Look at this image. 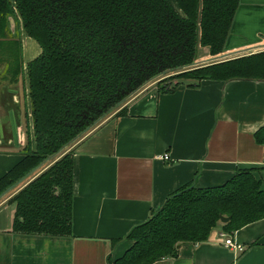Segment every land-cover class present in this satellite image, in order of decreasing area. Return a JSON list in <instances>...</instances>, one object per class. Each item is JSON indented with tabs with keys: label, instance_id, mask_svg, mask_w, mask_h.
Here are the masks:
<instances>
[{
	"label": "trees",
	"instance_id": "trees-1",
	"mask_svg": "<svg viewBox=\"0 0 264 264\" xmlns=\"http://www.w3.org/2000/svg\"><path fill=\"white\" fill-rule=\"evenodd\" d=\"M175 1L177 8L168 0H0V36L8 29L13 37V20L42 50L27 66L35 150L28 135L24 159L0 179V195L147 81L226 53L240 0ZM200 49L209 54L201 58ZM22 74L19 62L8 75ZM206 80L264 81V52L177 72L157 85L166 93ZM255 139L264 147V126ZM73 176L70 151L12 197V231L71 236ZM221 216L230 222L222 225ZM263 219V183L254 170H239L221 187L188 184L130 232L133 246L112 264L176 258L180 245L205 242L219 225L231 236Z\"/></svg>",
	"mask_w": 264,
	"mask_h": 264
},
{
	"label": "crops",
	"instance_id": "crops-1",
	"mask_svg": "<svg viewBox=\"0 0 264 264\" xmlns=\"http://www.w3.org/2000/svg\"><path fill=\"white\" fill-rule=\"evenodd\" d=\"M168 1L177 8L175 0ZM20 33L24 74L42 50ZM257 46H264V0H240L226 53ZM200 52L201 58L209 54ZM5 72L1 64L0 82L7 81ZM23 74L11 89L15 103L23 105L21 113L29 108V128L21 113V124H16L14 111L0 102V179L24 159L28 135L35 150L29 83L26 75L25 87ZM122 109L126 114L120 116ZM120 110L67 149L74 153L72 235L12 231L16 206L10 200L49 163L0 201V264H112L133 246L130 232L188 184L221 187L239 170H254L264 189V147L255 139L264 126V81L206 80L166 93L155 82ZM166 154L169 160L163 159ZM223 234L228 235L219 225L205 242L182 244L176 258L155 264H264V219L231 235L243 252L227 248Z\"/></svg>",
	"mask_w": 264,
	"mask_h": 264
},
{
	"label": "water",
	"instance_id": "water-1",
	"mask_svg": "<svg viewBox=\"0 0 264 264\" xmlns=\"http://www.w3.org/2000/svg\"><path fill=\"white\" fill-rule=\"evenodd\" d=\"M15 27H16L15 22L13 20H11V28L10 29L13 32L12 35H14V36L16 35V33H15V30L16 29H15ZM263 49H264V46H257V47H253V48H249V49H243V50L236 51V52L225 53L224 55H222L220 57L213 58L211 60L200 61V62H197V63H193L192 65L187 66V67H179L176 70H166V71H164L161 75H159V76H157V77H155V78L147 81L144 85H142L137 90H135L133 93H131L128 97H126L125 99H123L116 107H114L111 111H109L107 114H105L94 125H92L91 127H89L85 132L81 133L76 138H74L71 142H69L66 146H64L57 154L48 157L39 166H37L36 168H34L33 170H31L27 175H25L23 178H21L17 183H15L13 186H11L10 188H8L4 193H2L0 195V201H2L6 196H8L10 193H12L16 188H18L19 186H21L26 180H28L29 178H31L33 175L37 174L49 162H51V161H53L55 159H58L59 156L62 155L72 145H74L80 139H82L85 135H87L88 133H90L91 131H93L94 128H96L100 123H102L110 115H112L116 111L120 110L124 106V104L126 102H128L131 98H133L136 94H138L140 91H142L144 88L148 87L152 83L157 82L160 78L165 77V76H169V75H173V74H175L177 72H183V71L188 70V69H191V68H196V67H200V66L209 65V64H212V63H218V62L227 61L230 58H234V57H238V56H243V55H246V54H249V53H252V52H256V51H260V50H263ZM183 85L188 87V86H192L193 84H190L188 82H184L180 86H183ZM229 222H230V218L229 217L221 216L220 223L222 225H226Z\"/></svg>",
	"mask_w": 264,
	"mask_h": 264
},
{
	"label": "rangeland",
	"instance_id": "rangeland-1",
	"mask_svg": "<svg viewBox=\"0 0 264 264\" xmlns=\"http://www.w3.org/2000/svg\"><path fill=\"white\" fill-rule=\"evenodd\" d=\"M173 1V0H172ZM17 25V23L15 24ZM17 27H15L16 29ZM18 29L15 30V33L16 35L13 37L12 36H9V31L7 29V37L6 36H0V65L1 64H7V65H11L12 68H9V73L8 74H12L13 73V69L14 67H18L19 66V62H21L22 64L24 63L23 61V55H22V36L20 33L21 32V27L19 29V32H17ZM202 53V52H200ZM31 57L30 56H27V58ZM29 64V63H28ZM28 64L26 65V72L24 71V78H23V83L26 87V83H25V78H26V75H27V66ZM23 68H24V65H23ZM28 77V76H27ZM25 94H27V89H25ZM27 97V96H26ZM29 110V108H28ZM27 110V106H26V112H28ZM121 111V110H120ZM68 151L66 150L65 153H67ZM63 155V154H62ZM61 155V156H62ZM55 161V160H54ZM54 161H51L49 163L53 164ZM48 163V165H49ZM34 176V175H33Z\"/></svg>",
	"mask_w": 264,
	"mask_h": 264
},
{
	"label": "flooded vegetation",
	"instance_id": "flooded-vegetation-1",
	"mask_svg": "<svg viewBox=\"0 0 264 264\" xmlns=\"http://www.w3.org/2000/svg\"><path fill=\"white\" fill-rule=\"evenodd\" d=\"M7 73L8 72L6 71L4 74V76H6L7 81L0 82V102L3 103L5 106H7V108H8L7 111H10V110L14 111L15 116H16V124H21V122H19V117L21 119V115H22L23 116V124L26 126V121H25L26 120V118H25L26 111H22V113H21L20 109L23 108V105H21L19 107L15 103L16 93L14 90L11 89V86H13L14 84H17L16 82H18L19 80L14 81L15 77H13L11 75L9 76ZM20 92L22 93V88H20ZM22 99L24 100L23 97H22ZM20 113H21V115H20ZM25 147H26V145H25Z\"/></svg>",
	"mask_w": 264,
	"mask_h": 264
},
{
	"label": "built area",
	"instance_id": "built-area-1",
	"mask_svg": "<svg viewBox=\"0 0 264 264\" xmlns=\"http://www.w3.org/2000/svg\"><path fill=\"white\" fill-rule=\"evenodd\" d=\"M163 159L169 160V155L168 154L164 155ZM222 236L225 239L224 243H225V246L227 248H230V249L237 251V252H243L244 251V247L241 244L236 243L230 235L223 234Z\"/></svg>",
	"mask_w": 264,
	"mask_h": 264
}]
</instances>
